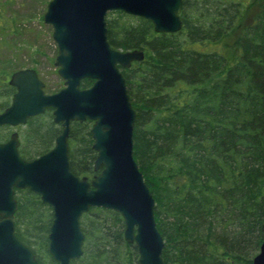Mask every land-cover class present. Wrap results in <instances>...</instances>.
<instances>
[{
    "label": "trees",
    "instance_id": "obj_1",
    "mask_svg": "<svg viewBox=\"0 0 264 264\" xmlns=\"http://www.w3.org/2000/svg\"><path fill=\"white\" fill-rule=\"evenodd\" d=\"M179 17L176 32H156L150 20L121 10L105 18L113 48L144 53L119 68L135 110L133 157L154 198L162 259L251 264L264 237V0H183ZM5 79L0 91L12 90ZM26 124L35 135L23 133L26 158L48 150L61 129L51 109ZM91 124L70 122L68 160L79 176L95 173ZM16 198L15 233L40 264H56L48 251L51 207L28 189ZM80 227L83 253L70 264H139L118 212L90 207Z\"/></svg>",
    "mask_w": 264,
    "mask_h": 264
},
{
    "label": "water",
    "instance_id": "obj_2",
    "mask_svg": "<svg viewBox=\"0 0 264 264\" xmlns=\"http://www.w3.org/2000/svg\"><path fill=\"white\" fill-rule=\"evenodd\" d=\"M183 0H50L43 20L52 25L57 46L54 65L64 80L53 93L33 68L14 71L11 104L0 113V125H17L52 109L61 124L54 146L33 160L20 157L17 132L0 142V264H40L34 252L14 233L15 188H28L52 208L48 251L56 264H70L83 253L80 217L90 207L118 212L123 235L134 243L139 264H164V241L154 217V198L133 157L135 110L119 67L142 60L141 49H116L107 40L106 14L121 10L150 20L156 32H176ZM84 78L93 80L81 87ZM92 121L96 151L90 180L70 170L68 135L73 120ZM264 227V218H263ZM251 264H264V237Z\"/></svg>",
    "mask_w": 264,
    "mask_h": 264
},
{
    "label": "rangeland",
    "instance_id": "obj_3",
    "mask_svg": "<svg viewBox=\"0 0 264 264\" xmlns=\"http://www.w3.org/2000/svg\"><path fill=\"white\" fill-rule=\"evenodd\" d=\"M49 1L0 0V28H4L0 31V80L8 79L10 72L32 67L44 82L46 93L63 87L64 80L54 65L57 46L52 38V25L43 20ZM4 100L0 98V104ZM26 128L23 125L19 130L23 132ZM4 130L7 133L10 128ZM23 140L21 135V143Z\"/></svg>",
    "mask_w": 264,
    "mask_h": 264
},
{
    "label": "flooded vegetation",
    "instance_id": "obj_4",
    "mask_svg": "<svg viewBox=\"0 0 264 264\" xmlns=\"http://www.w3.org/2000/svg\"><path fill=\"white\" fill-rule=\"evenodd\" d=\"M29 68H32V67H29ZM34 69V68H33ZM16 71V70H15ZM35 71L37 72V70L35 69ZM14 72V71H13ZM13 72H11L10 73V75L13 73ZM10 75H9V78H10ZM37 75H38V77H39V74H38V72H37ZM9 78L8 79H5V82L9 85V87L12 89V90H10V89H8L7 87H4L3 86V88H1V90L2 91H0V98H3V99H5L3 102L4 103H6V105H4V106H2L1 104V108H0V113L1 112H3L10 104H11V101H12V97H13V94H14V92L16 91V88L13 86V85H11V84H9ZM39 79H40V77H39ZM41 80V79H40ZM42 81V80H41ZM43 82V81H42ZM43 90H44V82H43ZM45 92V91H44ZM53 93V92H52ZM2 103V102H1ZM46 109H51V108H46ZM45 109V110H46ZM44 110V111H45ZM51 112H52V109H51ZM43 113V112H42ZM40 114V113H39ZM36 115H38V114H36ZM33 116H35V115H33ZM29 117H32V116H29ZM28 117V118H29ZM28 118L26 119V122H27V120H28ZM26 122L25 123H22V124H17V125H9V124H2V125H0V142H5V141H7L9 138H10V136H11V134L13 133V132H17V139H18V146H17V150H18V153H19V155H20V157L21 158H23L24 160H33V159H35V158H38L41 154H43V153H45V152H47L49 149H51L53 146H54V143H55V139H54V143H53V145L48 149V150H46V151H44V152H42V153H40V154H37V155H35V156H33V157H31V158H26V157H23L21 154H20V151H19V147L21 146V141H20V136L22 135L23 136V133H24V135L26 134V133H31L30 135H29V139H34L35 138V135L33 134V130H31V129H29V125H27L26 124ZM59 125H60V127H61V124L60 123H58ZM26 126L27 128L23 131V132H21L20 130H19V128L21 127V126ZM91 126H92V124H91ZM5 128H10V130L9 131H7V133H6V131L4 130ZM62 128V127H61ZM91 128V127H90ZM60 131H61V129H60ZM60 133V132H59ZM58 133V134H59ZM57 134V135H58ZM56 135V136H57ZM68 137H69V135H68ZM91 137H92V135H91ZM56 138V137H55ZM93 140V139H92ZM67 142H68V139H67ZM92 146V145H91ZM95 151V150H94ZM96 152V151H95ZM97 154V153H96ZM71 170V169H70ZM95 171V170H94ZM99 170H97V171H95V173H93L91 176H86V175H82V176H79V177H83V176H85V177H87V179L88 180H90L97 172H98ZM75 174V173H74ZM20 189H28V188H15L14 187V198H15V200H16V204H17V198H16V196H18V190H20ZM29 190V189H28ZM31 191V190H30ZM33 192V191H32ZM37 194V193H36ZM38 195V194H37ZM39 196V195H38ZM40 197V196H39ZM41 199V198H40ZM42 201V200H41ZM47 204V203H46ZM49 205V204H48ZM50 206V205H49ZM51 207V206H50ZM17 209V208H16ZM52 209V208H51ZM16 211V210H15ZM14 233H15V219H14ZM15 235H16V237L23 243V244H25L26 246H28L22 239H20L18 236H17V234L15 233ZM29 247V246H28ZM30 248V247H29Z\"/></svg>",
    "mask_w": 264,
    "mask_h": 264
}]
</instances>
